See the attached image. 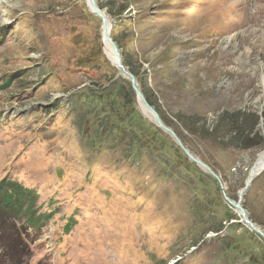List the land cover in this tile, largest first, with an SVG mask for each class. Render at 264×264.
Returning <instances> with one entry per match:
<instances>
[{"label":"rangeland","instance_id":"1","mask_svg":"<svg viewBox=\"0 0 264 264\" xmlns=\"http://www.w3.org/2000/svg\"><path fill=\"white\" fill-rule=\"evenodd\" d=\"M3 1L0 180L35 190L42 216H0V264H264L168 134L138 148L109 113L121 76L84 0ZM96 1L145 98L236 202L264 151V0ZM241 204L264 232V169Z\"/></svg>","mask_w":264,"mask_h":264},{"label":"trees","instance_id":"2","mask_svg":"<svg viewBox=\"0 0 264 264\" xmlns=\"http://www.w3.org/2000/svg\"><path fill=\"white\" fill-rule=\"evenodd\" d=\"M111 37L113 41L116 42L117 44V41L115 40V38L113 36ZM119 80L121 81V86L116 91L113 90L112 95H111L112 99L108 103L110 106L109 113L113 117L115 116V118H117L118 121H122L124 123L123 124L124 128L133 130V132L135 133V137H133L132 139L135 142V146H137L138 148H141V146L146 147V141L147 139H149V137H147V135L145 134L148 131H151L152 133H156L159 136L164 135L167 137V133H165L158 127H156L153 123L149 124L142 120L139 113L134 110L133 103L135 101V94L132 91L129 82L123 79L122 77H119ZM114 100H116V102H114ZM119 105L122 108H128L130 111L125 112L122 115V112L119 111ZM235 116H236L235 125H237V123L239 122L238 120L239 119L242 120L244 113L238 111L236 112ZM160 117L162 119L161 115ZM139 120H142L148 126L144 127V125L138 124L136 121H139ZM162 121L164 122L163 119ZM165 125L167 124L165 123ZM113 126H114L113 131L118 129V124H114ZM252 129L253 127L250 128V130ZM154 142L156 143V140H154ZM162 150L163 148L158 149V151H162ZM179 150L180 151L178 152H180V155L183 156L184 153L181 151V149ZM184 159L187 163V167H188L187 171H190V172L196 171L200 175H204L212 183H214L215 185L214 189L217 190V187L219 185L217 181L211 175L201 170L197 165H195L193 162L188 160L185 155H184ZM37 198H38V194L36 193L35 190L23 186L20 182H17V181L8 179V178H4L0 180V216L5 215V216H12V217H19V216L25 217L26 222L28 221L29 224L36 225L40 223V217L42 216L41 214L36 215L35 203L37 201ZM43 215L45 217V220H47L45 213ZM48 216H51V213H48Z\"/></svg>","mask_w":264,"mask_h":264},{"label":"water","instance_id":"3","mask_svg":"<svg viewBox=\"0 0 264 264\" xmlns=\"http://www.w3.org/2000/svg\"><path fill=\"white\" fill-rule=\"evenodd\" d=\"M90 2V8L89 12L93 14L95 17L99 19L101 22V37H102V42H106L110 48H111V53H112V58L110 59L111 64L117 69V76H121L123 79L127 80L130 84V87L132 91L135 94L136 101L139 105L140 110L145 114H148V117L146 114L145 116L148 117V119L159 129L167 133L173 141L176 143V145L181 149V151L184 153V155L187 157L188 160L193 162L195 165H197L200 169H202L204 172L208 173L211 175L218 183L222 197L224 201L227 203V205L230 208H234L238 212V223L243 224L248 230L252 231L253 233L259 235L264 240V232L258 228L252 221L249 219L247 212L245 209L242 207L241 204V199H242V194L247 190L249 187L250 183L252 182L254 175H258L261 173V171L264 169V166L261 170H258L257 172L255 171L256 165L259 162V158L256 160L254 165L252 166L249 176L245 182L244 188L239 192V198L235 202L231 200L225 193L224 191V186L223 183L220 179V177L201 159L195 157L182 143L181 139L177 136V134L174 132L173 129L165 125V123L162 121L159 113L154 109V107L149 104L147 99L145 98L144 94L141 91L140 85L137 81V78L133 73H131L127 67L124 65L119 48L117 44L113 41L111 37V27H110V22L109 18L107 15L100 10L98 3L96 0H88ZM264 153V151H263Z\"/></svg>","mask_w":264,"mask_h":264},{"label":"bare ground","instance_id":"4","mask_svg":"<svg viewBox=\"0 0 264 264\" xmlns=\"http://www.w3.org/2000/svg\"><path fill=\"white\" fill-rule=\"evenodd\" d=\"M84 2L86 3L87 5V8L89 10L90 8V2L88 0H84ZM13 3H9V2H6V1H3V0H0V8H5V5H10V6H13L12 5ZM1 21V20H0ZM1 24V23H0ZM3 24V23H2ZM104 46V53L106 55V57L109 59V61H111L110 59L112 58V53H111V48L110 46L104 42L103 44ZM146 114V113H145ZM148 116V114H146ZM149 117V116H148ZM150 118V117H149ZM259 162L258 164L256 165V168H255V171L257 172L258 170H261L264 166V153L262 152L260 155H259ZM258 173V172H257ZM256 173V174H257ZM256 174L254 175V177L256 176ZM243 195V194H242ZM243 207V206H242ZM233 212L238 215V212L236 209L232 208Z\"/></svg>","mask_w":264,"mask_h":264}]
</instances>
